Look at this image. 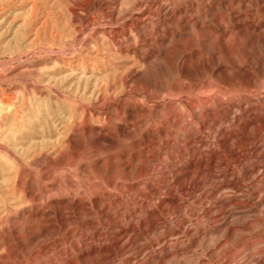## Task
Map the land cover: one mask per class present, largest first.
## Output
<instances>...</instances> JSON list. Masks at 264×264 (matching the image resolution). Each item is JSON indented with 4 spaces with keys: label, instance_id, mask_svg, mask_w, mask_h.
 <instances>
[{
    "label": "rangeland",
    "instance_id": "obj_1",
    "mask_svg": "<svg viewBox=\"0 0 264 264\" xmlns=\"http://www.w3.org/2000/svg\"><path fill=\"white\" fill-rule=\"evenodd\" d=\"M136 1L0 0V264H122V243L154 249L164 243L184 247L193 232L209 230L215 233L200 240L201 248L213 246L218 236L221 244L214 257L203 256L204 263L238 264L251 252V264H261L264 179L254 180L248 174L259 155H264V1L245 0L238 5V15L250 27L247 37L235 32L222 40L212 37L206 49L198 45L197 51L186 50L191 41L199 43L197 35L188 40L180 29L171 41L160 44L159 27L167 35L170 21H165L166 26L157 22L156 9L151 10L153 17L145 28L147 37L141 39L131 28L130 36L122 38L127 14ZM212 2L198 0L195 16L202 19L206 6L215 11ZM218 11L226 15L223 23L228 25L231 10ZM246 12L253 17L245 18ZM182 49L188 54L177 59ZM210 49L231 67L250 52L249 76L236 75L229 68L206 76L203 91L191 90L190 69L195 73L200 62L194 56L198 53L196 57L205 62ZM256 60L262 65L259 70L253 68ZM186 69L189 75L184 77ZM240 78L250 82L243 85ZM224 79L231 85H223ZM181 101L195 103L187 108ZM159 106L181 113L190 122L160 136L165 126L150 120ZM131 110L138 119L128 118ZM144 121L150 125H143ZM131 123L143 139L158 134L151 146L135 149L122 136V126ZM244 133L256 137L249 153L231 158L226 150L234 149ZM221 139L227 140L226 146ZM97 141L104 160L96 167L91 153ZM191 151L194 157H189ZM114 152L118 161L111 170L109 155ZM122 154L129 156L134 170L157 161L145 174L123 179ZM210 156L221 163L210 174L202 173L199 168ZM224 162L229 168H224ZM87 164L90 169L84 171ZM193 164L197 170L189 174ZM110 173L114 183L106 187ZM196 176L202 181L192 191L176 187ZM235 177L245 189L238 198L249 197L256 211L232 232L217 231L203 216L205 210L214 212L234 200L238 193L230 188L216 190V185ZM71 189L76 190L74 195ZM96 195L104 203L101 209L91 204ZM69 196H75L77 207L61 205ZM184 227L191 232L169 236L172 228ZM86 233L93 238L88 240ZM246 243L249 247L235 255ZM142 257L144 262L149 260L148 255Z\"/></svg>",
    "mask_w": 264,
    "mask_h": 264
},
{
    "label": "bare ground",
    "instance_id": "obj_2",
    "mask_svg": "<svg viewBox=\"0 0 264 264\" xmlns=\"http://www.w3.org/2000/svg\"><path fill=\"white\" fill-rule=\"evenodd\" d=\"M197 1L198 0H186V1L184 0V1H182L179 4L180 5L179 6V5L175 4V0H137L136 3H135V6L133 8H131L130 13L127 14L128 18L125 21V24H126L125 26L127 28V32L126 31H124V32L122 31V38L130 36L131 28H132V30L135 31L136 36H138V37L146 36L147 34H145V28L147 27V25L152 20V17H153V16H151V10L152 9H156L157 11H159V13L156 15L157 22L160 21L162 24H165L166 20L170 21V24L167 27V33L169 34V37H167L168 34L166 35V33H165L166 31L164 32L163 28L161 29V27L158 26L160 28V30H161V33H159L160 44H163L167 40L173 39L175 37V33H176L177 29H180V31H182L183 34L186 35L187 38H189L188 40H193L194 39L193 38L194 35L195 34L197 35L198 40H196V41L197 42L199 41V43H193L191 41L188 44V46L186 47V50H190V51L198 49V47H197L198 45H200L202 47V49L203 48L206 49L207 45L209 44V40L212 37H218V38H220L222 40V39H225L227 36H229L230 33H232V32L233 33L235 32L237 34H241L242 36H245V37H247V35L250 33L249 32L250 27L247 26V23H246L247 19L241 20V16L238 15L239 14L238 13V10H239V6L238 5L239 4H244L245 0H237V1H235V0H213L212 4H213V6L215 7L216 10L213 11L212 10L213 7L211 8V6H206L201 11L202 19L196 17L195 14H194L195 13L194 5L197 3ZM260 1H262V0H260ZM223 7L227 11L231 10V15H232L231 18H232V20L230 22H228L229 23L228 25L223 23L224 21L228 20V18L225 17L226 15L224 16L225 17L224 18L222 16V13H220L218 11V9L223 8ZM141 9H143V11H140ZM262 9H264V6H262ZM192 14H193V16H192ZM247 17L252 18L253 15L251 13H247L246 12L245 18H247ZM206 18H208V20ZM229 18H230V16H229ZM165 26H166V24H165ZM255 27L256 26L254 25L253 28H255ZM253 31H255V29H253ZM143 38L144 37H142L141 39H143ZM135 49H133L134 53L137 50V49L136 50ZM184 50H185V48H184ZM184 50L182 49L181 51H179V54L177 55V57H178L177 59L183 60V58L188 54V51H184ZM206 51L207 52H205V54L207 56H205V58H203V59H205V62L203 60H201V59H198L196 57L198 53L195 54V56H194L197 62H199V61L202 62L203 61L202 62L203 65L200 64V62H199V64L196 66L195 73H194V71H192L190 69V71H191L190 76L192 75V82H193L192 86H190L191 90H194V91L195 90H197V91L202 90L203 91V89H205L206 85H207L206 84L207 83L206 82V76L214 75L215 72H218V71H220L223 74V73H225L227 71V69L230 68V69H232V71L236 75L239 72H243L242 74H246V75H248L250 73L251 65H249L248 60L249 59H253V55L250 52H247L244 55L245 60L242 63H233V67H231V66H227L228 64H226V62L223 63L219 59V57L217 56L218 55L217 51L215 49H210V50H206ZM138 53H136V54H138ZM183 54L185 56H183ZM138 56H139V54H138ZM175 58H176V56H175ZM176 63H177V60H176ZM186 63H187V61H186ZM229 64H230V61H229ZM253 68L258 69V70L260 68H262L260 60H256L255 61V63L253 64ZM187 71H189V70L188 69L182 70V74L184 75V77L189 75ZM240 81H241V83H243V85L244 84L247 85L250 82L248 78H240ZM222 84L223 85H231L230 82H229V79L228 80L224 79L222 81ZM188 90H186L185 92H188ZM181 102H183V103H180V104L186 105L187 108H188V106H194V103H195V102L192 103V101H181ZM205 102L206 101H204V103ZM196 106H197V104H196ZM170 108H172V107H170ZM164 109H163V106L162 107H160V106L157 107L153 117H151V119L148 118V119H150L153 122L160 121L161 123H163V125L165 126L164 127L165 129H161L160 136H167L168 132H171V130H173L175 127L186 126L190 122V121L187 120L189 118H187V119L184 118L183 115H180L181 113L178 112L179 114L177 115L175 113H172L173 110H170V111H168V110L166 111L165 110L166 111L165 112ZM177 109H175V110H177ZM134 111H132V110L130 112L128 111L129 112V114H128V118L129 119H136L137 118V115L134 113ZM165 113L167 115H165ZM188 113H190V112H188ZM247 113H248V111H247ZM213 114L214 113L211 111L210 115H213ZM191 115H192V113L189 114V116H191ZM193 115H196V114H193ZM146 118H147V116H146ZM125 122H127V121H125ZM247 123H248V121H247ZM148 124H149L148 122H145L143 125H147L148 126ZM135 126H136L135 123H131L129 126H124L123 125L122 126V136H125L127 139L131 140L133 146L135 147V149H138L142 145H144L146 148L151 146V141L153 140V138H156V136L158 134L156 136L155 135L152 136V135H148L147 134V136H145L144 139H143V138H141V136H139V135H141L140 131H136V132L134 131ZM203 128L207 129L206 126H203ZM247 128L248 127H247L246 124L243 125V129L245 131H246ZM138 129H136V130H138ZM169 129H170V131H168ZM221 133H223V132H221ZM216 134H217V132H216ZM98 136H99V134H98ZM157 139H158V137H157ZM254 139H256V137H251L247 133L242 134L240 136V138H239L237 146L234 149L232 148V149H227L226 150L227 154L231 158L235 154L236 160H238L239 158L244 157L245 154H242V152L248 151V153H249L250 146L253 144L252 141ZM97 140L101 141V140H105V138L104 137H97ZM219 142H220V144L222 146H226L227 145L226 144L227 143L226 139L225 140L221 139V140H219ZM202 143H203V141H202ZM100 144L101 143L97 141V145L93 146V151L91 153L92 156H94V157L96 156L95 157V161H93L94 159L92 158L93 159L92 161L95 162V166L96 167H97L98 164L100 165V163H102V159H103V157L100 156L101 155L100 154V149H99V145ZM195 147H197V146H195ZM131 149H132V147H131ZM135 153H136V151H135ZM194 154H195L194 151H191L190 152L191 156H189V157H194L193 156ZM168 155L170 157H172V156H174V153L170 152ZM188 155H189V152H188ZM128 157L129 156L127 154H122V157H120L121 160H122V158L124 159V166L122 167L123 168V174H122V178L123 179H132L133 177H137V176L139 177V176L145 174L146 171L153 169V166L155 165V162L157 161V159L156 160L152 159V161L150 162L149 166L140 165L138 168L135 167L136 169L134 170L133 169L134 167L132 168L131 163L128 160ZM109 158L111 160L110 161L111 162L110 169L114 170L115 165H116V163L118 161L116 159L118 157H117V155H115V152H114V154L112 153V154L109 155ZM131 158H133V157H131ZM218 159H216V157H214V156H210L208 158L206 157L204 159V161H203L204 165L202 167H200L199 170L202 173H204V172L205 173H209V171L211 169L214 170L216 168L215 166L219 165L221 163V160H218ZM130 161H132V160H130ZM195 161H197V160H195ZM195 164L192 165V168L190 169L189 174L194 173L195 170H197ZM223 164H224V168L225 169L229 168V163L224 162ZM197 165H199V164H197ZM89 169H90V165H88V164H87V166L85 168H83L84 171H89ZM184 173H185V171H184ZM229 175H231V174H229ZM230 177H232V176H230ZM250 177H252L254 180H258V179L263 180L264 179V155H259V158L255 162L254 166H252V169H251L250 173L248 174V178H250ZM114 178H115L114 174L110 173L109 176H108V179L106 181V187H111L113 185ZM201 181H202V178L200 176H196V177L193 178V180L189 179V182H187V183L184 182V181L183 182H178L176 184V187L179 190H181V191H184V192L189 191L190 192V191H192L194 189V187H197V185L199 183H201ZM219 187L224 188V189L225 188H230V190L233 193H236V194L238 193V195H234V200L228 201L227 203L223 204L220 208H218L214 212H213L212 209H211L212 211H210L209 209H207L208 211L205 210V214H204L203 217H205L206 221L210 225H212L214 228H216L217 231H220V229L223 228L226 233H230L236 227L239 226L237 224L239 222H242V219H245L246 217H249V215L254 213L256 210H255V208H253L251 206L252 202L249 201V197H245L244 201H241L238 198V197L241 198V197H243V195H245V189H244V186H243V184L241 182V179H239L237 177L226 179V180L220 182L218 185H216V190ZM262 190L264 191V188ZM75 191H76L75 189H71V193L73 195H74ZM228 192H230V191H228ZM259 193H258V196H260ZM69 197H68V199L66 201L61 202V205L63 204L62 206L66 207V208L67 207H77L76 204H75V201L77 199L74 201V199H75L74 197L75 196H72L70 198ZM262 198H264V197H262ZM78 201L81 202L80 200H78ZM91 204L93 205L94 208H97V209H101L104 206V203L102 202L101 196H99V195H96V196H94L91 199ZM229 205H232V206L227 208ZM35 212H36V210H35ZM54 212L56 213V211H54ZM42 220H43V218H42ZM184 228H178V229L177 228H172L170 233H169V236H171V235L174 236V234L175 235L181 234V236H185L186 234H189L191 232V229H189V228H187V229L185 228L184 229ZM213 233H215V232L211 231V230H209L207 232L206 231L200 232V233H194L193 232L191 234V235H193V238L188 243L187 246L176 247V248H175L176 245L174 247H172L168 243H164V244H162V246H160L158 244L160 247H157V249H154V248H152L151 245H147V244L146 245H141V246L140 245L139 246H133V245H130V244H127V243H122V256H123L122 264H206V263H204L205 260H204L203 256L204 255H208L209 257H214L218 253L219 244H221V242H220L221 237L220 236L216 237L215 238V242L213 243V246L206 247L204 249L201 248V241L200 240L201 239L204 240L205 238H209V236L211 234H213ZM196 234H197V236H196ZM179 236L180 235H178V237ZM178 237H177V239H178ZM86 238H88V240L89 239L91 240L93 238V235L91 233H89V234L86 233ZM248 247H249L248 243L241 245L240 248L235 252V255H237L238 252L246 250V248H248ZM258 253L259 254L261 253L259 255V260H260L261 264H264V256H263L264 250H260ZM85 254H88V253H85ZM140 254L142 256H147L148 255L149 256V260L144 262L145 259L143 260L142 256L141 257L138 256ZM248 254H249V252H248ZM252 257H253V254L250 252V254L247 255L244 258V261H242L241 263L238 262V264L239 263L240 264H251L252 263ZM147 259H148V257H147ZM192 259H195V260H192ZM231 261H234V259H231ZM235 264H237V263H235Z\"/></svg>",
    "mask_w": 264,
    "mask_h": 264
}]
</instances>
